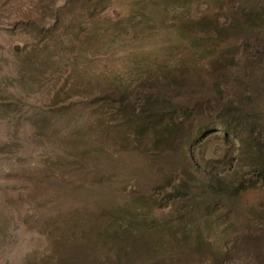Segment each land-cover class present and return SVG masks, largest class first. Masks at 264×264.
<instances>
[{
    "label": "rangeland",
    "instance_id": "rangeland-1",
    "mask_svg": "<svg viewBox=\"0 0 264 264\" xmlns=\"http://www.w3.org/2000/svg\"><path fill=\"white\" fill-rule=\"evenodd\" d=\"M263 15L264 0H0V264H264L258 196L209 188L257 180ZM158 101L191 111L142 123ZM142 209L173 236H107Z\"/></svg>",
    "mask_w": 264,
    "mask_h": 264
},
{
    "label": "trees",
    "instance_id": "trees-1",
    "mask_svg": "<svg viewBox=\"0 0 264 264\" xmlns=\"http://www.w3.org/2000/svg\"><path fill=\"white\" fill-rule=\"evenodd\" d=\"M164 1V0H161ZM176 3H181L186 0H171ZM148 2L151 3H157L158 0H140V4H146ZM264 18V15L263 17ZM255 22V21H254ZM258 25V24H257ZM256 25V26H257ZM255 30L257 31V27H255ZM215 39V38H214ZM199 43V41H197ZM223 46V45H222ZM221 51L219 49L217 53ZM204 53L206 51L198 49L196 51V55L192 57L189 60L182 61V59L177 62L175 65L178 67H185V68H197L199 65L203 62H206L204 59ZM216 58L217 55H215ZM184 60V59H183ZM214 60L210 59L209 61L207 60L208 65H212ZM159 75H162V70H160ZM151 105V104H150ZM153 107L155 110L153 111L154 116L148 118H145L142 121V123H146L149 121L153 120H158L163 114H167L170 117H173V115H178V111L180 110L183 115H186L188 112L191 111V105L189 103L181 104V106H173L170 108L167 106L165 103L163 104L162 101H158L155 104L152 103ZM151 105V106H152ZM256 112V111H255ZM257 113V112H256ZM243 115L246 118H249V116H252L249 114L248 111H243ZM175 129L169 128V127H161L158 129L159 135L158 137L160 139H165L167 140L169 138V135L171 134L172 131ZM254 146V145H253ZM254 171L253 174L257 177L256 181L247 183V182H240L236 184H231L229 185H220L214 188V186L209 185L210 190L212 191L213 194L215 195H224V196H239V195H248V194H255L258 196L259 203L260 205L256 210H261L264 208V151L262 150L261 147L259 146H254ZM262 201V202H261ZM153 208V207H152ZM210 206L207 205L206 209L209 210ZM140 211V210H139ZM138 210L134 212L130 211H125L122 215H119L115 217L113 223L108 227L107 229V236L111 239H114L115 241L119 242V244L126 242V238L124 237L127 234H136V238L139 240H147L149 238H152L154 236H165L166 233L169 235L173 236V228L168 227V224L164 223H159V219L155 218L154 220L151 219V212L147 211L146 209H142L141 212ZM150 215V216H149ZM211 222V219H208L206 222V225H209ZM162 224V225H160ZM211 226V224L209 225ZM222 234L224 231H221ZM121 233V234H120ZM221 234V233H220ZM157 251L158 249H154Z\"/></svg>",
    "mask_w": 264,
    "mask_h": 264
}]
</instances>
